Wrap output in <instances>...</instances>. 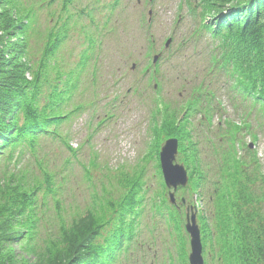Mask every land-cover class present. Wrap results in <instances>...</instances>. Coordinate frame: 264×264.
Wrapping results in <instances>:
<instances>
[{
	"label": "trees",
	"instance_id": "16d2710c",
	"mask_svg": "<svg viewBox=\"0 0 264 264\" xmlns=\"http://www.w3.org/2000/svg\"><path fill=\"white\" fill-rule=\"evenodd\" d=\"M119 1L105 6L110 14L103 28ZM71 2L63 0L61 10L50 11L54 21L39 38L36 56L32 41L40 36L38 9L55 0H40L37 8L31 0H0V264H33L15 256L13 243L34 255V264H116L122 256V264H134L132 246L146 206L169 216V226L180 237L178 262L189 264L187 236L182 235L185 215L167 201L158 158L161 142L168 137L178 139L179 161L189 172L183 190L209 204L210 215H199L205 264H264V169L256 150L238 154L246 145L243 130L252 125L253 110L264 131V0H180L179 11H186L182 20L194 24L175 50L189 44L202 49L186 57L176 51L182 57L175 60L176 79L183 80L187 91L181 108L160 96L161 86L156 89L149 157L156 158L160 191L147 198L149 188L140 168L119 178L114 196L105 188L100 194L93 191L86 210L68 218L71 213L67 216L61 195L67 180L62 170L70 165L69 158L57 170L42 143L61 139L71 149L61 127L82 107H66L101 44L98 37L87 36L79 61L63 70L57 54L75 24L71 15L63 16ZM96 82L94 72L92 83ZM217 91L229 96L237 114L240 103L247 110L238 116L240 124H228L222 137H209L203 128L194 129L191 119L201 113L211 120ZM252 139L258 141L256 135ZM203 144L211 151L205 152ZM27 153L35 170L20 169ZM50 200L58 227L43 235V214ZM169 264H174L172 258Z\"/></svg>",
	"mask_w": 264,
	"mask_h": 264
},
{
	"label": "rangeland",
	"instance_id": "374dc122",
	"mask_svg": "<svg viewBox=\"0 0 264 264\" xmlns=\"http://www.w3.org/2000/svg\"><path fill=\"white\" fill-rule=\"evenodd\" d=\"M62 1L55 0V3L48 8L44 3L42 8L38 9L39 25L37 29L40 36L34 37L32 41L33 53L36 56L39 55V38L54 21L50 18L49 13L52 10H61ZM71 1L68 4V10L63 12V16L71 15V22L75 24L72 25L69 36L61 46L57 57L65 64L63 70H67L79 61L80 53L88 45L87 36L98 37L101 40V47L97 51V55H100L101 58V61L98 58L101 74L98 77V84L94 85L92 83L94 66L91 62L80 77L79 88L71 103L66 107V111L72 110L75 105L82 107L61 127L62 134L69 137L71 149L67 148L61 139L51 140L48 138L42 143L43 150L48 152V158L52 165L57 167V170L62 169L63 165L66 164V159L69 158L70 165L67 166L66 170L65 168L62 170L64 175L67 174V180L61 195L67 216L71 213L68 218L72 217L77 210L82 212L86 210L87 205L91 202L93 191L100 194L105 188L111 196H114L119 188L117 185L119 178L122 175H130L140 168L144 171L146 186L149 188L147 197L160 191L161 177L156 170V158L154 155L149 157L153 121L146 106L149 103L148 99L155 94L152 87L154 81L149 78L151 71L148 75H144L143 70L151 63L147 57L163 49L165 40L172 36V33L175 37L172 47L174 49L177 41L188 34L189 32L186 31L191 28V22L187 20L176 25L180 0H156L153 6L156 13L153 26L155 45L154 50L152 48L148 50L147 42L139 33V20L147 12V0H142V5L138 8L132 7L136 5V0H122L111 15V22L106 28H103V23L110 13L105 6L113 0ZM39 3L40 0H31V4L36 6L35 8L39 6ZM122 20L129 24L130 32L135 31L138 47L134 51L126 48L125 44L122 47L120 44L116 46V38L123 36L121 34L123 26L119 25ZM195 49L201 50L202 45L196 48L193 44H189L187 46L188 54L194 52ZM133 62L137 64L135 77L129 75L124 80L125 76L123 75H126ZM172 70L171 64H161V75L166 74L163 80L160 78L163 82L161 95L167 99V102L171 103H173L172 100L177 99L178 92V82L174 81ZM132 84L139 89L138 95L132 91L127 94L129 86ZM222 105H226L228 111H232V106H228L226 103ZM245 106L241 103L239 105V110L243 113L247 110ZM252 112L253 115L250 117L252 125L249 129L244 128L243 140L245 144L254 143V149L258 153L264 169V131L259 122L257 126V120L260 117L258 111L253 110ZM229 118L234 119H229L230 121L240 123L239 118L232 113ZM199 120L196 118L194 124H198ZM220 122L222 125L223 122L216 117L209 131H212ZM210 135L208 136L210 137ZM253 135L257 136L258 141H253ZM207 148L208 144L203 148L205 152L211 151ZM247 151V145H245L244 148L239 149L238 154L246 155ZM202 157L204 158L205 154H202ZM206 160L209 162L210 158L207 156ZM19 166L20 169L27 168L30 170L34 168L30 154L27 153ZM88 176H90L89 179ZM214 177L212 180H215ZM178 194L187 197L191 203L196 200L199 211L203 210L204 213L210 215L208 213L209 204L207 206V201L204 198L199 201L188 189L180 190ZM52 203L50 200L47 206L49 208L44 209V220L41 227L43 235H47V232H50L53 227L55 230L58 227V219ZM182 235H185L184 231ZM177 246L175 232L164 229L160 242L153 247V249H157V256L154 257L153 252H150L144 264H151L152 262H154L152 264H169L171 258L174 260V264H179ZM186 248L188 254L190 250L188 243ZM12 249L15 256L22 261L33 264L38 261L34 255H31L19 244L13 243Z\"/></svg>",
	"mask_w": 264,
	"mask_h": 264
},
{
	"label": "water",
	"instance_id": "95a60500",
	"mask_svg": "<svg viewBox=\"0 0 264 264\" xmlns=\"http://www.w3.org/2000/svg\"><path fill=\"white\" fill-rule=\"evenodd\" d=\"M149 21L151 20L152 11L149 10ZM171 42V38L167 40L166 46ZM158 55L154 56V62ZM178 152V140L169 138L165 141L160 151V163L165 184L168 188H173L170 192V199L174 201V192L178 186H185L188 183V174L182 164L176 163V154ZM186 230L190 235V253L189 264H204L202 254V242L200 229L197 224L196 212L188 216Z\"/></svg>",
	"mask_w": 264,
	"mask_h": 264
}]
</instances>
